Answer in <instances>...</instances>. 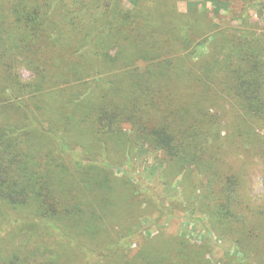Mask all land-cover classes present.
I'll use <instances>...</instances> for the list:
<instances>
[{
    "label": "trees",
    "instance_id": "1",
    "mask_svg": "<svg viewBox=\"0 0 264 264\" xmlns=\"http://www.w3.org/2000/svg\"><path fill=\"white\" fill-rule=\"evenodd\" d=\"M73 1L64 3L57 21L49 0H0V230L5 222L19 223L8 235L0 233V264H71V256L82 261L86 248L108 239H114L108 264H212L185 237H157L158 246L146 244L138 254L128 253L127 242L141 230L130 197L142 191L156 200L151 188L126 179L118 183L109 164L98 160H76L72 170L77 175L59 161L71 150L68 138L93 151L121 150L127 141L124 124L134 126L138 141L162 150L172 168L208 165L211 183L203 199L214 229L240 231L244 248L260 245L264 205L247 198L244 180L232 165L217 167L223 156L222 123L210 105L217 98L235 101L243 140L238 149L264 159V139L255 131L264 127L262 46L246 36L234 41L223 35L213 42L221 41L213 53L189 69L183 55L189 41L178 31L139 30L142 21L116 10L117 0ZM108 7L117 22L110 30H97L96 14ZM19 59L35 72L34 80L21 79ZM89 77L96 81L87 83ZM29 95L39 116L61 123L66 136L57 132L56 145L35 142L36 136L50 139L55 132L41 128ZM13 110L27 112L30 120L11 126L3 115ZM108 198L114 204H107ZM123 206L126 211L120 213ZM117 223L123 226L113 238ZM259 248L257 259L240 262L263 264L264 243Z\"/></svg>",
    "mask_w": 264,
    "mask_h": 264
},
{
    "label": "rangeland",
    "instance_id": "2",
    "mask_svg": "<svg viewBox=\"0 0 264 264\" xmlns=\"http://www.w3.org/2000/svg\"><path fill=\"white\" fill-rule=\"evenodd\" d=\"M68 2L73 4L74 1L49 0L47 3L49 10L53 9V12H56V15H53L55 20L60 21L64 3ZM4 7L9 6L5 3ZM114 8L126 14L130 13L137 20H141L142 25L139 26V30H175L186 37L189 43L183 55L186 68L189 69L200 63L204 57L211 55L214 47L221 43V41L213 42L223 35H226L224 40L234 41L246 36L248 42L262 46L264 49V0H117ZM114 8L108 7L100 14H96L99 20L97 30L102 27L110 30L117 22ZM156 21L159 22L158 26H154ZM89 30L95 29L90 27ZM88 48H90L89 45ZM115 50L111 53L115 54ZM19 62L18 73L21 79L25 82L34 80L35 72L22 64L21 59ZM141 66L145 67V65ZM103 76L104 74L101 78ZM95 81L94 77L87 79V83ZM64 87L67 86L63 85ZM30 97L31 95L26 97L30 103L29 107L31 106L30 111L42 124L41 128L46 130L53 128L55 132L50 135L52 140L38 135L35 142H42L45 146L51 145L50 143L56 145L57 139L54 135L57 132L66 136L62 131L61 123L52 119L53 116H39L36 107L34 108L35 102ZM9 101L13 103L14 100L9 98ZM239 109L235 101L228 100L221 103L218 98L210 105L211 114L216 115L222 123L220 131L223 156L215 162L218 168L232 165L241 174L247 198L259 207L264 205V159L259 156L251 158L245 154L243 147L238 149L237 144L243 141L238 137L236 128L241 121ZM3 117L11 126L12 122L23 124L30 120L27 112L23 111L20 114L19 110H13L9 116L4 114ZM2 120L3 118H1V123ZM23 120L25 121L22 122ZM255 131L264 139V127H255ZM123 133L124 138L127 139L123 142V148L114 149L110 153L99 149L93 151L79 141L68 138L71 150L69 153H61L59 161L68 166L70 175H77L72 170L76 160L81 159L85 163L98 160L97 162L102 164H109L108 171L111 176L119 180L118 183L126 179L130 184L139 181L143 188H151V194L157 197L156 200H148V193L145 192V196L141 193L142 191H135L130 197V204L138 210L136 219L139 224L141 223V230L127 242L126 251L128 253L138 254L137 252L146 244L152 247L158 246L155 244L157 237L164 240L171 237H185L190 243L201 247L205 258L212 264H242L240 260L246 262L250 258L257 259L259 246L264 243L263 233L260 245L247 249L243 247V235L239 230L238 233L217 231L210 222V212L208 207H205L203 199L211 183L208 165L199 166L194 163L187 167L181 166L179 169L172 168L162 150L145 141H138L132 124H124ZM234 138L238 140L233 141ZM108 156L110 159L107 160ZM54 172L61 175L57 169ZM57 177L58 175H55V178ZM66 186L73 188L70 183ZM219 191V185H215L214 194H218ZM106 203L114 204L113 198H108ZM125 208L126 206L120 207V213L125 212ZM27 216L33 219L30 214ZM18 224L17 221L5 222L0 230L1 235L5 236L13 232ZM122 226L123 223L115 225L112 231L113 238L121 231ZM56 236L59 235L56 234ZM113 240L108 239L104 245H98L96 242L92 247L86 248L87 257H83L82 261H78L79 258L76 256H71V264H108L109 256L113 252ZM229 257H232V260H229ZM251 262L253 263L252 260Z\"/></svg>",
    "mask_w": 264,
    "mask_h": 264
}]
</instances>
